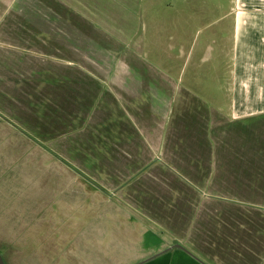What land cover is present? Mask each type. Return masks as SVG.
<instances>
[{
	"label": "rangeland",
	"instance_id": "obj_1",
	"mask_svg": "<svg viewBox=\"0 0 264 264\" xmlns=\"http://www.w3.org/2000/svg\"><path fill=\"white\" fill-rule=\"evenodd\" d=\"M70 2L72 4H60L51 0H16L9 5L3 19H0V27L3 30L15 28L14 30L20 31L22 45L19 53L16 51L12 53L14 56L11 54L6 57L9 50H0L1 56L2 53L5 55L3 59L35 61L41 57L36 58L23 49L29 46V38L30 42L32 39L34 42L38 36L46 35L42 33L48 28V18L44 20L47 16L48 3L58 10L62 6L66 8L69 5H77L75 9L79 11L77 14L72 12V15H75H70L72 18L67 19V22L74 23L75 26H67L66 29L69 35L75 34L74 30L78 29L77 45L80 50L73 52L66 48L48 51V54L54 57L46 59L55 61L48 63L49 74L46 82L33 72L36 68L23 67L18 75L11 70L12 67H6L4 72L0 69L1 77L19 78V87L14 90L18 104L20 103L17 113L23 122L22 125H31L30 131L24 133L32 139L31 142L19 138L18 143L5 141L0 144V251L5 253L7 264H114L117 260H114L109 252L110 244L104 239L98 242L99 240H95L94 237L133 235V231L141 227L140 225L138 228L130 227L127 223L129 215L125 205L144 204L142 206H147L151 213L161 216L162 220H168L166 223L170 225V229L177 228L171 221L189 220L188 210L191 209L193 213L195 207L199 209L196 212L198 216L204 215L200 218L235 220L237 210L232 200H229L232 202L206 201L201 195L206 171L213 167L215 170L221 169L224 155L223 150L216 147V141L212 138L203 145L196 144L200 142L199 135L196 138L192 137L188 119H185L186 116H190L189 107H183L181 117L171 115L170 109L169 116L165 118L163 136L166 148L162 163L155 159L156 163L151 171L147 173L143 171L140 178L133 180L129 187L127 183L122 189L118 187L120 190L118 194L106 186L103 191L92 189L85 179L87 176L84 183L81 179L76 185L78 182L69 177L70 174L66 171L69 169L67 162L59 161L55 155L51 158L48 153L49 136L61 130V127H56L58 122L61 121L62 125V121L68 118L66 110H63L64 100L79 95L81 91L91 92L88 84L91 82L90 76L86 71L85 75L76 66L72 68L65 66L66 60L77 62L84 58L104 60L106 66L113 65L109 70H115L118 75H142L147 84L152 80L149 85L154 84L155 87L157 85L161 87L165 81V91L175 89L176 84L181 83L180 86L187 88V91L193 93L198 91L203 96L213 92L217 96L202 101L209 103L208 106H211L213 101L222 106L223 99L220 95L224 92L220 90L219 84H223V81L218 84L211 80L210 72L212 67L216 69V76L224 72L227 57L222 51L230 43L225 32L219 31V26H212L217 32L214 37L218 41L214 45L215 50L212 48L217 63L214 62L210 57L212 52L206 47V24L214 21L213 17L216 18L218 13L225 10L229 0H70ZM16 7L23 9L21 14L24 15L20 16L17 26L13 21L17 15ZM202 13L204 17L205 14L210 15L200 20L198 17ZM64 14L69 17V14ZM61 22V19L54 20L53 28L60 26ZM51 36L53 37L52 34ZM1 39L6 42L7 35ZM77 76H83V83L79 84V89L74 90L73 86L78 85L75 79ZM52 88L57 89L54 94ZM62 88L65 93L61 91ZM184 92L182 93L184 99L174 98L175 102L192 104L194 99ZM42 97H45V104L35 112ZM56 97H60L59 101ZM165 98L167 99L166 94L162 95L160 89L156 101L158 107L155 105L154 110V116L158 120L161 119L160 122L164 121V109L167 110L168 107V100L165 101ZM4 99L5 96L0 94V101H5L6 104ZM3 107L5 106L1 104L0 108ZM29 108L34 110L31 112ZM233 127L228 125L229 135L235 132V128L232 130ZM200 129L205 128L198 123L197 131ZM204 133L206 132H199L200 137L207 140ZM235 144L236 139H229V151L226 155L228 160L226 165L233 171L236 170L237 164ZM126 160L113 163L114 173L117 170L121 175L123 170L127 173L134 167L135 157ZM193 172L199 175L198 179L191 177ZM201 180L202 182H199ZM209 181L212 187V190L206 188L209 192L221 189V179L210 178ZM213 182L216 186L212 185ZM129 189L135 190V194H127ZM233 195L232 197L236 199ZM194 196L197 197L198 204L194 202ZM235 223L236 220L233 225L227 223L220 228L221 235L225 237L223 241L217 237L220 245L216 246L210 241V246L201 251L219 256L226 254L227 262L235 261L236 264L241 258L237 256V251L240 253L242 247L240 248L235 240L237 227ZM164 227L168 228L167 225ZM200 235L197 234L194 238L199 240ZM209 235L216 241L215 236ZM202 246L200 242L196 244L198 249ZM208 261L212 263L211 260Z\"/></svg>",
	"mask_w": 264,
	"mask_h": 264
},
{
	"label": "crops",
	"instance_id": "obj_2",
	"mask_svg": "<svg viewBox=\"0 0 264 264\" xmlns=\"http://www.w3.org/2000/svg\"><path fill=\"white\" fill-rule=\"evenodd\" d=\"M51 1L72 4L70 0ZM15 2L16 0H0L1 20L9 9V5ZM227 5L216 18L213 17L214 21L206 24V47L212 52L210 57L214 62L217 63L216 55H213L217 41L214 36L217 32L212 29V26H219V31L225 32L230 43L222 51V54L227 57L224 62V72L216 76V69L213 67L210 72L211 80L218 84L221 80L223 81V84H219L220 90L224 92L220 95L223 99L222 106L214 101L211 106H208L209 103L202 101L205 98H213L212 96L215 95L213 92L203 96L198 91L197 93L187 91V88L180 86L181 83L176 84L175 89L165 91V81L162 82L161 87L159 85L155 87L154 84L149 85L152 80H149L147 84L142 75H118L115 70H109L113 68V65L106 66L104 60L93 58H84L78 62L66 60L65 66L70 68L76 66L90 76L91 82L88 84L91 92L78 91L79 95L64 100L63 110H66L68 118L62 121V125L61 121L57 123L56 127H61L62 131L57 130L56 134L49 136L48 153L51 158L55 155L60 159L59 161L67 162L69 169L66 171L73 180L78 182L83 179L82 183H84V178L87 176L85 179L92 189L97 188L103 191L106 186L118 194L119 188L122 189L126 183L129 187L133 180L140 178L143 171L146 173L151 171L156 163L155 159L162 163L166 148L165 136H163L165 118L169 116L170 109L171 115L181 117L183 107H189L190 116H186L185 119H188L192 137L196 138L199 135L200 142L196 144L203 145L212 138L216 141V147L223 150L222 155H224L221 169L215 170L213 167L206 171L201 195L206 201H233L232 203L236 204L235 240L240 248L242 247L240 253L237 251V256L241 258L236 261V264H264V0H229ZM76 7L77 5H69L66 9L62 6L58 10L48 3L47 16L44 19L48 18V28L42 33L46 34L47 38L38 36L34 42L33 39L30 42L29 38V46L23 49L26 50L24 52H29L41 59L37 57L35 61L19 58L3 59L5 55L2 53L1 56L0 53V69L4 72L6 67H12L11 70L18 75L23 67L36 68L33 72L37 77L44 78L46 82L49 74L48 63L55 61L46 59L54 57L48 54V51L66 48L73 52L80 50L77 45L78 29L74 30L75 34L72 35H69L66 29L67 26H75L74 23L67 22V19L79 12L75 9ZM16 10L17 15L13 19L15 26L19 18L24 16L21 14L23 9L16 7ZM72 12L76 13L72 15ZM64 13L69 14V17L64 16ZM206 15L210 14H205V17ZM205 17L202 13L198 18L202 20ZM59 19L62 20L60 26L53 28L54 20ZM14 29L5 31L0 27V50H9L6 57L15 51L19 53L22 49L20 31ZM5 35L8 40L3 42L1 38ZM75 79L78 85L73 86L74 90L79 89V84L83 83V76H77ZM18 81L19 78L15 76L8 79L0 76L2 87L0 94L5 96L4 100L7 102L6 105L5 101H0V105L5 106L0 108V141L2 142L0 144L5 141L18 143L19 138L32 142L31 137L24 133L30 131L31 125L23 124V126L17 113L20 103L18 104V97L14 90L19 87L20 81ZM96 89H99L98 92L95 91ZM160 89L162 95L165 93L167 96L165 101L168 100L162 122L154 116ZM56 90L52 88L53 94ZM61 91L64 92V89L62 88ZM183 91L194 99L192 104L175 102L178 97L180 100L184 99ZM45 97H42L41 102L37 100L39 107L35 108V112L43 107ZM62 98H64L63 95ZM56 99L59 101L60 97ZM33 110L34 108H29L31 112ZM44 112L46 114L47 107ZM197 121L205 129L197 131ZM228 125L234 126L232 130L235 128V132L230 135ZM201 131L206 132L204 136L207 140L201 139L199 134ZM229 139H236L235 171L226 165ZM132 156L136 158L134 167L127 173L123 170L121 175L117 170L114 173L113 163ZM191 177L198 179L199 175L193 172ZM210 178L221 179L220 190L214 189L211 193L206 189L208 187L212 190L209 184ZM78 184L79 182L76 185ZM212 185L216 186V183L213 182ZM134 191L129 189L127 194L133 195ZM193 200L198 204L196 196ZM142 205L144 204L125 205L129 215L127 223L130 227L141 226L137 231H133V235L94 237L95 240H99L98 242L104 239L110 244L109 252L115 258L114 260H117L114 264H235V261L227 262L226 254L219 256L212 252L201 251L210 246V241L216 246L220 245L218 238L222 241L225 238L221 235L220 228L227 223L233 225L234 219L226 221V219L200 218L204 215L198 216L196 212L199 209L195 207L193 213L191 209L188 210L189 220L171 221L177 228L170 229L168 220L160 219L161 216L151 213L147 206ZM197 234H201L199 240L194 238ZM209 234L215 236L216 241L211 239ZM198 242L203 245L199 249L196 247ZM0 260V264H7L5 253L1 251ZM208 260L212 263H208Z\"/></svg>",
	"mask_w": 264,
	"mask_h": 264
},
{
	"label": "water",
	"instance_id": "obj_3",
	"mask_svg": "<svg viewBox=\"0 0 264 264\" xmlns=\"http://www.w3.org/2000/svg\"><path fill=\"white\" fill-rule=\"evenodd\" d=\"M0 263H1V260H0Z\"/></svg>",
	"mask_w": 264,
	"mask_h": 264
}]
</instances>
